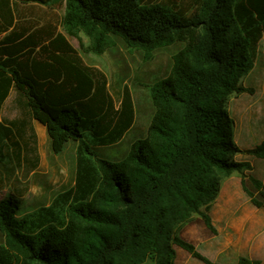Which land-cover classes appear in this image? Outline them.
Returning a JSON list of instances; mask_svg holds the SVG:
<instances>
[{"label":"trees","instance_id":"1","mask_svg":"<svg viewBox=\"0 0 264 264\" xmlns=\"http://www.w3.org/2000/svg\"><path fill=\"white\" fill-rule=\"evenodd\" d=\"M16 1L64 2L60 26L88 38L83 52L102 54L115 37L144 60L159 48L180 47L169 73L150 85L154 112L146 135L111 161L95 147L115 144L132 127L128 90L117 106L105 74L85 64L65 34L50 24L20 25L12 0H0V165L19 135L17 119H1L11 89L21 110L45 126L53 153L77 143L73 185L49 205L19 215L18 198L0 199V264H175V246L217 264L175 231L198 216L216 234L210 210L222 178L234 172L251 203L264 208L245 181L263 197L264 182L245 173L248 161L235 160L238 153L264 159V139L240 148L226 108L229 95L252 92L242 78L264 36V0ZM236 264L261 263L239 257Z\"/></svg>","mask_w":264,"mask_h":264},{"label":"rangeland","instance_id":"2","mask_svg":"<svg viewBox=\"0 0 264 264\" xmlns=\"http://www.w3.org/2000/svg\"><path fill=\"white\" fill-rule=\"evenodd\" d=\"M146 1H173L179 5L192 2V0ZM12 5L20 25H28V29L33 30L50 24L56 28V32L65 34L60 26L64 2L45 6L34 1L19 3L12 0ZM65 36L85 64L98 68L105 74L108 88L117 106L119 96L125 89L131 96L134 109L132 127L115 144L95 147L101 157L111 161L122 159L127 154L130 144L146 135L154 112L149 93L150 85L169 73L172 55L180 46L173 44L159 48L154 51L151 60H144L141 51L130 50L116 37L113 47L106 49L102 54H94L81 50V43L84 46L89 43L83 33H80L78 38L66 34ZM242 83L251 88L252 92L229 95L226 108L235 122L234 142L242 149H250L264 139V36L260 42L255 65L251 72L242 78ZM15 96L12 91L3 103V117L22 116ZM18 133L20 136L17 135L15 140L9 141L8 157L4 164L0 165V199L9 194L14 195L20 200L19 215H23L38 207L49 205L59 193L73 185L77 143L69 141L60 154H55L51 150L47 133L38 123L29 120L28 126H21ZM13 141L17 142L16 146H12ZM17 151L20 154L18 160L15 156ZM235 160L248 161L252 169L245 170V173L252 174L264 182V159L248 153H238ZM239 179L240 174L234 172L221 180L219 194L210 211L216 234L211 233L198 216L179 226L175 232L192 242L200 253L214 263L236 264L239 257L257 255L260 263L264 264V240H260L264 239V235L254 229L250 231L251 217L242 219L246 207L253 204L241 186L238 187ZM245 186L258 200L264 202V197L255 191L248 180L245 181ZM2 240L0 233V242ZM175 249L177 252L175 264H204L183 249L177 246Z\"/></svg>","mask_w":264,"mask_h":264},{"label":"crops","instance_id":"3","mask_svg":"<svg viewBox=\"0 0 264 264\" xmlns=\"http://www.w3.org/2000/svg\"><path fill=\"white\" fill-rule=\"evenodd\" d=\"M25 27L26 28H28V25H25ZM28 34V31L25 33V35H27ZM5 35V33H1L0 34V37H2V36H4ZM28 48V47H27ZM3 57H5V55L3 56ZM107 87H108V84H107ZM109 89V88H108ZM12 91H14L13 89H11L10 91H9V94H8V96H7V98L11 95V92ZM110 91V90H109ZM14 93H15V91H14ZM15 95H16V93H15ZM16 97V96H15ZM7 98H6V100H7ZM5 100V101H6ZM17 102V101H16ZM1 119H3V120H12V119H17L18 121H19V124H18V127H19V129H20V127L22 126H28V120L29 121H34V122H36V123H38L37 121H35V120H33V119H31L29 116H28V113H27V111H22V116H18V117H14V118H6V117H3L2 116V110H1ZM42 128H43V130L46 132V128H45V126L44 125H42V124H40V123H38ZM18 129V130H19ZM47 133V132H46ZM20 135V134H19ZM16 136H17V134H16ZM17 139V138H16ZM7 158V157H6ZM6 160V159H5ZM239 181H240V179H239ZM237 184H238V182H237ZM239 184L240 185H238V187H240L241 186V183L239 182ZM241 188H242V186H241ZM244 191V190H243ZM217 199V198H216ZM211 211V210H210ZM247 212H249V213H247ZM211 215V214H210ZM242 215H243V218L242 219H248V218H250V219H252V220H249V225H250V231H252V229H254L256 232H259L262 236L264 235V208L263 207H256V206H247L246 207V211L244 212V213H242ZM252 215L254 216V217H252ZM213 221V220H212ZM260 240H264L263 238H260ZM259 240V241H260ZM256 241H258V240H256ZM176 256H177V252H176ZM248 258L249 259H257L258 260V258H259V256H257V255H249L248 256Z\"/></svg>","mask_w":264,"mask_h":264}]
</instances>
